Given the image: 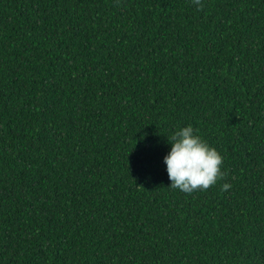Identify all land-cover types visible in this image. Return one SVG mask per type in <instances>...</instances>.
<instances>
[{
    "label": "trees",
    "instance_id": "16d2710c",
    "mask_svg": "<svg viewBox=\"0 0 264 264\" xmlns=\"http://www.w3.org/2000/svg\"><path fill=\"white\" fill-rule=\"evenodd\" d=\"M202 4L0 0V264H264V0Z\"/></svg>",
    "mask_w": 264,
    "mask_h": 264
},
{
    "label": "clouds",
    "instance_id": "9594fccd",
    "mask_svg": "<svg viewBox=\"0 0 264 264\" xmlns=\"http://www.w3.org/2000/svg\"><path fill=\"white\" fill-rule=\"evenodd\" d=\"M200 10L202 0H191ZM170 150L164 157L170 188L186 194L205 191L223 178V156L187 125L176 130L169 138ZM230 184H223L222 191H228Z\"/></svg>",
    "mask_w": 264,
    "mask_h": 264
}]
</instances>
